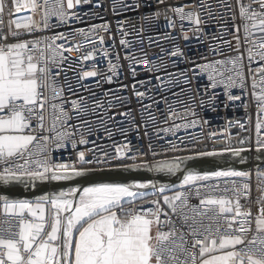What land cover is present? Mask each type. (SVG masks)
Listing matches in <instances>:
<instances>
[{
    "label": "snow or ice",
    "instance_id": "1",
    "mask_svg": "<svg viewBox=\"0 0 264 264\" xmlns=\"http://www.w3.org/2000/svg\"><path fill=\"white\" fill-rule=\"evenodd\" d=\"M81 3L90 4L92 0H66V7L64 0H54L51 5L50 0H43L42 4L38 0H13V7L17 12L22 7L30 9L33 14L43 7L42 27L46 29L50 17L54 16L58 23L65 24L77 18V13L68 10ZM158 3L164 4L165 0H158ZM252 3L258 4L261 9H264V0H252ZM139 6L136 3L130 7L138 9ZM226 6L229 5L226 4ZM5 7L4 0H0V30L4 25ZM186 9L191 10L186 11ZM167 11L174 13L181 21L180 27L184 40L189 39L188 31L200 32L202 31L200 25L207 23L206 20H202V11H206L209 18L217 17L213 6L207 3V0H199L198 3L183 6H169ZM159 15L160 13H156L157 18ZM240 15L244 20L252 21V28L264 30V12L252 9L251 4L247 6L241 4ZM257 17H259L258 20ZM166 18L168 26L175 28L176 21L170 17ZM184 21L189 22L187 30L184 28ZM12 24H15L16 29H26L28 33L41 28V25L35 24L31 16L24 20L9 21V34L13 38L18 37L20 33L11 30ZM92 27L93 29L108 30V25H93ZM249 28L250 25L245 23L244 38L246 42L251 34ZM236 31L238 33L239 28ZM75 34L88 37L92 44L97 43V40L92 39L91 34L83 29L77 30ZM235 38L237 40L236 51L239 53L240 38L238 35ZM67 39L68 37L64 33H57L53 37L0 44V208H2L0 214L14 218L18 224L16 231H13L12 227L0 228V264H197V253L193 251L197 247L200 264H264V199L257 201L262 206L255 217L252 216L251 209L245 208L240 202L241 198L250 194V184L246 181L251 177V172L238 170L234 167H227L211 173H200L194 170L200 157L224 156L226 153L230 154V158H239L240 163H246V158L241 154L252 152L251 147L234 148L229 145L222 147L219 151H200L191 156L176 155L170 159L158 160L150 166L110 165L111 159H136L135 155L127 156L125 150L128 145L125 144L116 149L114 157H107L105 154V159L97 156L89 160L85 158L83 151L79 152L78 162L81 165H108L107 168H77L75 164L50 162V144L54 148H65L70 144L73 149L77 145L74 132L59 131L54 137L34 134L37 129L40 133L44 132L45 105L49 103V100L54 102L61 98L63 94V88L55 83L59 72L52 77L51 84L48 82L51 74L50 65L57 63V57H59L60 63L68 59L63 55V52H79L81 48L86 47L79 43L70 47L56 43V41ZM172 39L178 40V37ZM0 40H7V36L0 35ZM98 42L103 44L104 37L99 36ZM120 43L128 47L131 42L122 38ZM224 43L230 45L231 41L225 40ZM259 47L264 49V43H261ZM212 50L216 51L215 48ZM247 51L249 72L260 75L259 81L255 76L251 77L252 94L258 105L264 108V66L256 69L251 68V62L255 56L258 55L261 60H264V51L256 53L252 48ZM104 55H108L107 51L104 52ZM167 55L183 57L184 53L177 44ZM81 59L83 61L95 60L94 51H86ZM116 59H119L118 55ZM126 59L145 66L150 63L146 54L139 57L126 56ZM109 63L113 69L118 67V64H112L111 61ZM175 64L176 61H173V65ZM164 67L167 70V65ZM243 69L242 55L229 56L212 63L196 64L193 68L183 70L179 76L174 80L170 79L168 83L173 87L191 84L196 76L207 73L210 83L206 86L205 93L209 87L216 89L218 86H223L227 99L236 101L241 100V95L232 94L231 89L245 90L247 88L248 78ZM147 70L149 72L158 71L159 66L153 63V66ZM190 73L191 75H189ZM167 74L169 77L174 76L171 72ZM81 75L83 78L96 77L98 75L96 65H91V70L83 71ZM132 75H136L134 68ZM157 79H161V77L157 76ZM106 82L111 84L113 77H107ZM69 88H71V84H69ZM257 88L260 89L259 93L256 92ZM48 90L53 93L51 97L45 95ZM183 90L181 87V91ZM135 94L141 98L145 97V92L138 91ZM172 94L178 95L175 92ZM215 99V94L209 97V104L213 106V110H215L213 103ZM81 100H86V98L81 97L80 100L71 101L73 108L80 109L77 119L79 120L89 113L101 117L104 130L111 137L112 130L103 119L104 114L96 111L97 108H104L103 103L98 102L90 108L87 104L82 105ZM165 100H167L166 97ZM109 103L110 107L105 109V113L113 107L111 102ZM156 103L158 104L160 101H156ZM200 104L204 106L205 101L201 99ZM51 107L54 111L59 109L64 122L71 119L64 111L62 104L52 103ZM148 107L151 105H145V108ZM169 113L171 116L197 115L192 105H189L184 113H177L169 104ZM117 115L127 116L128 113H117ZM59 118L58 116L57 119ZM152 119L155 121L154 115ZM33 120L37 122L35 127L32 124ZM107 120H115V117L108 116ZM83 123L89 126L88 134L91 135L93 131L91 121L85 119ZM197 123V120H191L187 124L176 125L174 128L162 129V131L174 133L180 127H193ZM144 127L147 136L149 135L147 123ZM54 128L55 123L48 131H52ZM262 128H264V121L258 119L256 123L257 139L254 148L257 154H264ZM247 139L241 140L240 143L245 144ZM34 142L36 143L35 159L30 151V146ZM88 142L84 138V133L81 132L78 143L87 144ZM151 147L150 141L149 148L151 149ZM186 150L172 142L170 147L165 149V153ZM162 154L155 150L152 151L153 157ZM256 159H261V156L257 155ZM20 160H24V163H19ZM225 163L227 164L228 161ZM141 167H147L148 171L165 173L170 178L180 174L181 182L176 186L179 190H175L171 196L163 195V201L173 213L178 208H188L191 211L192 215H183V222L188 228L187 235L192 237L191 249L193 250L187 246L189 242L186 239V234L176 228L174 222L168 217V213L161 208L158 199L150 201L155 206L154 208L138 210L135 207L137 202L145 201L148 195H155L156 191L163 194L172 190L169 185L136 182L135 180L132 182L119 179L106 180L94 175V173L106 170L111 171L118 168L139 170ZM257 176L264 178V171L257 169ZM214 177L233 178L231 180L233 187L225 188L223 191H231L234 194V199L215 198L209 195L199 201L202 210L193 208L189 204L193 191L190 186L197 185L198 181H208ZM236 178H242V180ZM77 179L86 183L87 186L72 187L66 191L47 192L32 200L15 198L13 194V189L18 185L35 188L37 183L45 184L51 181ZM238 184L239 187H237ZM202 186L209 187L207 184ZM199 187H195L197 197L201 196ZM216 187L218 188L219 185ZM149 189L155 191H144ZM47 207L52 209L50 217L46 216ZM210 211L214 215L208 219L213 223L223 220L227 225V234L214 237L212 236V226H204L196 219L207 216ZM161 215L165 217L163 221ZM189 220L192 221L191 224H188ZM161 224H167L170 227L164 231L160 227ZM253 224L256 234L252 239L246 240L245 234L252 231ZM154 227L157 229L155 236L152 234ZM215 231L219 232L218 225ZM242 245L244 247H238Z\"/></svg>",
    "mask_w": 264,
    "mask_h": 264
},
{
    "label": "built area",
    "instance_id": "2",
    "mask_svg": "<svg viewBox=\"0 0 264 264\" xmlns=\"http://www.w3.org/2000/svg\"><path fill=\"white\" fill-rule=\"evenodd\" d=\"M4 2L6 5L3 14L4 25L0 30V35L7 36V40H0V44L14 43L18 40L42 39L53 37L57 33H64L68 39L56 41L57 44H64L69 47L78 43L86 45L79 52H63V55L68 59L60 63L59 57H57V63L50 65L51 74L48 82L51 84L53 82L52 77L59 72L55 83L63 88V94L61 98L54 102L49 100V103L45 105L44 132L40 133L37 129L34 134L54 137L59 131H70L76 134L74 139L77 141L74 149L70 144L65 148H54L50 144V162L75 164L77 168H107L108 165H81L78 162L79 152L83 151L85 158L89 160L97 156L105 159V154H107V157H114L116 149L125 144L128 145L125 150L127 156L135 155L136 159H111L110 165L146 164L162 159H170L176 155L191 156L200 151H219L222 147L229 145L234 148L251 147L254 150L257 139L256 123L258 119L264 121V108L258 105L252 94L251 77L255 76L256 80L259 81L260 75L249 72L247 50L252 48L253 52L256 53L264 51L259 47L261 43H264V30L252 28V21H246L240 15L241 4L245 6L251 4L252 9L257 12H264V9H261L258 4L252 3V0H207V3L213 6V11L217 14V17L209 18L207 12L202 11V20H206L207 23L200 25L202 29L200 32L188 31V40L183 39L180 27L181 21L174 13L167 11V8L169 6L198 3L199 0H165L164 4H159L158 0H92L90 4L81 3L77 7L68 10L78 14L77 18L69 23H58L56 17H50L46 29L42 27L43 7L39 8L35 14L30 9L23 7L17 12L13 7V0H4ZM38 2L42 4L43 0H38ZM53 2L54 0H50V5ZM64 3L66 7V0H64ZM136 3L140 5L138 9L130 7ZM189 10L191 9H186V11ZM156 13H160L158 18ZM28 16L32 17L35 24L41 25V28L28 33L26 29H16L15 24H12L11 30L20 33L18 37L13 38L9 34V21L24 20ZM166 17L176 21L175 28L168 26ZM258 19L259 17H257ZM245 23L250 25L249 31L251 33L247 42L244 38ZM183 24L185 30H187L189 22L184 21ZM93 25H108V30L105 31L103 28L93 29ZM237 28H239L238 33ZM79 29L89 32L91 38L96 39L97 43L92 44L88 37L76 35L75 33ZM237 35L240 38L239 53L236 51L237 40L235 37ZM99 36L104 37L103 44H99ZM174 37H178V40H173ZM122 38L131 42L130 46L125 47L122 45L120 43ZM225 40L231 41V44H225ZM177 44L184 53L183 57L167 55ZM213 48L216 51H213ZM88 50L94 51L95 60L83 61L81 59ZM105 51L108 53L107 56L104 55ZM144 54L147 55L150 61L147 66L126 59V56L135 55L139 57ZM117 55L119 56L118 60L116 59ZM237 55L243 57V70L248 78L247 88L245 90L233 88L231 92L234 95H241V100H228L223 86H218L216 89L209 87L207 93H205V88L210 83L207 73L196 76L191 84L173 87L168 83L170 79L174 80L179 76L183 70L193 68L196 64L212 63L216 60H223L229 56L236 57ZM109 61L112 64H118V67L113 69ZM173 61H176L175 65H173ZM153 63L159 66V70L149 72L147 69L152 67ZM93 64L96 65L98 75L83 78L82 72L91 70ZM165 65H167V70H165ZM262 66H264V60H261L258 55L255 56L251 62V68L256 69ZM133 68L136 71L135 76L132 75ZM168 72L173 73L174 76L169 77ZM109 76L113 77L111 84L106 82V78ZM157 76L161 79H157ZM69 84H71V88H69ZM181 87H183V91H181ZM138 91L145 92V97H138L135 94ZM259 91L260 89L257 88L256 92L259 93ZM173 92L178 95H173ZM213 94L216 95L213 102L215 110L209 104V97ZM45 95L51 97L53 93L48 90ZM81 97L86 98V100H81V104H87L90 108L98 102L103 103L104 108H97L96 111L104 114L103 119L112 130L111 137L104 130L101 117L89 113L87 116L77 119L80 109L73 108L71 101L80 100ZM165 97L167 100H165ZM193 97L195 98L193 99ZM201 99L205 101L204 106L200 104ZM156 101H160V103L157 104ZM109 102L113 107L105 113V109L110 107ZM52 103L62 104L64 111L68 113L71 119L64 122L59 109L55 111L52 109ZM169 104L177 113H184L188 106L192 105L197 115L171 116ZM145 105H151V107L145 108ZM117 113H128V115H117ZM153 115L155 121L152 119ZM58 116L59 119H57ZM108 116H114L115 120H107ZM85 119L91 121V129L93 130L91 135L88 134L89 126L83 123ZM191 120H197L198 123L193 127H180L174 133L162 131V129L174 128L176 125L187 124ZM36 123L35 120L32 121L33 127L36 126ZM53 123H55V128L48 131ZM145 123L148 125L149 135L147 136L145 135ZM81 132L84 133V138L89 141L87 144L78 143ZM262 132H264V128H262ZM246 138H248L247 142L242 145L240 141ZM150 141L151 149L149 148ZM172 142L187 150L165 153V149L169 148ZM153 150L163 154L153 157ZM30 151L33 153V159H35V142L30 146ZM19 163L23 164L24 160H20ZM32 166L34 167V165ZM232 179L214 177L208 181H198L197 185L190 186L193 191L189 204L193 208L202 210L199 201L209 195L215 198L234 199V194L231 191H223L225 188L230 189L233 187ZM236 179L242 180V178ZM246 182L250 184V194L245 198H241L240 202L245 208H250L252 216L255 217L262 206L257 201L264 199V179L258 178L257 173H251V177ZM204 184L209 187H203ZM216 185H219V187L217 188ZM197 186H200V197L195 194V187ZM237 187H239V184ZM175 190L179 189L177 187L176 189L172 188V190L163 194L156 191L155 195H148L145 201L137 202L135 207L138 210L154 208L155 206L150 201L158 199L161 208L166 212L163 195L171 194ZM0 213H2V208H0ZM185 214L192 215L188 208H178L175 213L168 212V217L174 222L179 231L186 234V239L189 242L187 246L190 250H193L191 249L192 237L187 235L188 228L183 222V215ZM213 215L214 213L210 211L207 216L197 217L196 219L204 226L211 225L213 228L212 236L214 237L227 234V225L223 220L213 223L208 219ZM28 218L31 219V217ZM164 219L165 217L161 215V220ZM191 223L192 221L189 220L188 224ZM217 225L219 226V232L215 231ZM8 227H12V230L16 231L18 229L16 220L0 214V228ZM160 227L162 230L167 231L170 225L161 224ZM255 234V225L253 224L252 231L245 234L246 240L252 239ZM238 247L242 248L244 246ZM193 251L197 253V264H200L198 247Z\"/></svg>",
    "mask_w": 264,
    "mask_h": 264
},
{
    "label": "water",
    "instance_id": "3",
    "mask_svg": "<svg viewBox=\"0 0 264 264\" xmlns=\"http://www.w3.org/2000/svg\"><path fill=\"white\" fill-rule=\"evenodd\" d=\"M246 158V163H240L239 158L231 157L230 154H225L224 156H217V157H200L197 161V167L194 169L200 173H211L217 170H221L227 167H234L238 170H246L251 173H257V169L260 171H264V154H257L254 150L252 152H244L241 154ZM257 155L261 156V159L257 160ZM225 161H228L226 164ZM155 162L146 163V164H139V165H152ZM95 176L106 179H119V180H128L132 182L135 180L136 182H153L157 185L165 184L169 185L171 188H175L181 182L179 179L180 174H177V177H168L165 173H157L155 171H148L147 167H141L139 170H124L123 168L113 169L111 171H104L94 173ZM264 179V178H262ZM84 187L87 186L86 183L82 182L81 180H72V181H51L45 184L37 183L35 188L32 187H25L24 185H18L13 189V194L15 198L21 199H35L39 195L45 194L47 192L52 191H60V190H68L72 187ZM146 192H151L155 190H144ZM173 193L168 194V196L173 195ZM164 203V201H163ZM165 205V204H164ZM166 212H172L168 205H165ZM52 214V209L50 207L46 208V216L50 217Z\"/></svg>",
    "mask_w": 264,
    "mask_h": 264
},
{
    "label": "crops",
    "instance_id": "4",
    "mask_svg": "<svg viewBox=\"0 0 264 264\" xmlns=\"http://www.w3.org/2000/svg\"><path fill=\"white\" fill-rule=\"evenodd\" d=\"M156 231H157V229L154 227L153 228V230H152V234L155 236V234H156ZM205 258H207V257H205Z\"/></svg>",
    "mask_w": 264,
    "mask_h": 264
}]
</instances>
